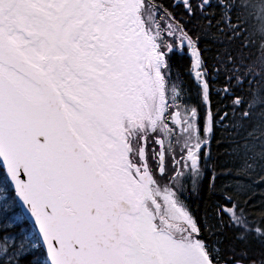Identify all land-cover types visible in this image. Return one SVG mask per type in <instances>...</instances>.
I'll use <instances>...</instances> for the list:
<instances>
[{
    "label": "snow or ice",
    "instance_id": "6c2138e0",
    "mask_svg": "<svg viewBox=\"0 0 264 264\" xmlns=\"http://www.w3.org/2000/svg\"><path fill=\"white\" fill-rule=\"evenodd\" d=\"M0 264H264V0H0Z\"/></svg>",
    "mask_w": 264,
    "mask_h": 264
}]
</instances>
